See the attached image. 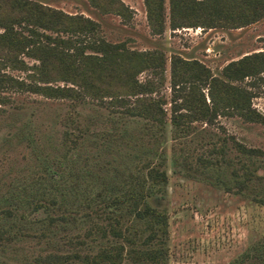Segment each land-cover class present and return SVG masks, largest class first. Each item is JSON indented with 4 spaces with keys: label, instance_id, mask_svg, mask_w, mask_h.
<instances>
[{
    "label": "trees",
    "instance_id": "trees-1",
    "mask_svg": "<svg viewBox=\"0 0 264 264\" xmlns=\"http://www.w3.org/2000/svg\"><path fill=\"white\" fill-rule=\"evenodd\" d=\"M89 2L123 19L133 13L122 0ZM143 2L154 33H162L167 20L172 29L240 27L264 16V0H168V13L165 0ZM99 27L89 16L37 0H0V67L29 70L27 79L0 70V86L75 103L89 98L121 107V114L111 119V128L102 131L109 141L127 139L131 123L124 120L120 125V117L135 121L138 130L149 132L155 143L165 133L167 121L176 134L189 131L195 120L213 123L219 115L264 123V114L252 105V87L264 83V49L228 61L219 74L196 58L172 54L168 118L165 98L153 95L165 80L164 53L108 41L99 35ZM21 54L35 61L29 64ZM142 71L150 74L144 80L138 78ZM57 80L64 84L52 83ZM80 131L77 123L64 130L68 148L63 156L39 159L28 176L13 178L0 188V247L27 235L82 228V233L67 237L65 251L40 254L37 263L122 264L127 259L136 264H167L168 213L157 203L167 192L165 158L148 156L157 150L142 144L133 146L132 151L141 153L132 152L135 158L125 166L93 170L69 153ZM231 140L238 152L236 160L226 156L224 144L212 146L209 153L214 156L199 157L201 169H211L214 181L227 189L248 193L259 177L258 156H264V149L245 146L233 136ZM253 199L264 205V194ZM89 241L98 242L96 250L82 251ZM247 258L264 261V237L243 251L238 261Z\"/></svg>",
    "mask_w": 264,
    "mask_h": 264
},
{
    "label": "rangeland",
    "instance_id": "rangeland-1",
    "mask_svg": "<svg viewBox=\"0 0 264 264\" xmlns=\"http://www.w3.org/2000/svg\"><path fill=\"white\" fill-rule=\"evenodd\" d=\"M37 1L95 19L100 25L99 35L108 41L123 42L132 49L162 51L166 58L165 80L153 95L161 94L165 98L163 106L168 118L172 54L196 58L219 74L228 61L264 49V16L240 27L198 25L172 29L167 20L163 32L154 33L148 24L143 0H123L133 10L126 19L114 12L101 11L89 0ZM165 5L168 13V0ZM21 57L29 64L35 61L25 54ZM0 70L24 79L29 71L9 65L1 66ZM149 75L148 71H142L138 78L144 80ZM52 83L64 84V81ZM252 90L255 92L252 105L264 114V83L259 82ZM120 108L96 99L75 103L67 98L0 86V188L6 187L13 178L28 176L39 159L63 156L68 148L64 130L72 129L77 123L82 135L70 143L74 147L69 153L75 154L79 164L93 170L104 165L125 166L135 158L132 152L138 151H132L133 146L142 144L156 148L157 153L153 149L148 156L158 159L159 154L165 158L167 192L157 203L168 213L167 264H264L250 258L238 261L243 251L264 237V205L253 199L255 194H264V156H258L261 159L256 170L259 177L252 181L248 193L216 183L213 171L201 169L199 162L200 156H214V152L209 153L210 149L220 144H224L226 156L236 160L238 152L231 136L245 146L264 149V123L246 121L238 115H219L213 123L195 120L189 131L176 134L167 121L165 133L155 143L149 132L138 130L135 121L120 117V125L125 121L131 123L128 140L104 139L102 131L111 128V119L121 114ZM231 168L232 165L227 168V174ZM82 232V228H70L43 236H23L0 247V264H39L38 255L65 251L69 247L67 237ZM97 246V241H89L81 250L94 251ZM122 264L136 263L125 259Z\"/></svg>",
    "mask_w": 264,
    "mask_h": 264
},
{
    "label": "crops",
    "instance_id": "crops-1",
    "mask_svg": "<svg viewBox=\"0 0 264 264\" xmlns=\"http://www.w3.org/2000/svg\"><path fill=\"white\" fill-rule=\"evenodd\" d=\"M123 1V0H122ZM124 2V1H123ZM125 3V2H124ZM128 5V4H127Z\"/></svg>",
    "mask_w": 264,
    "mask_h": 264
}]
</instances>
